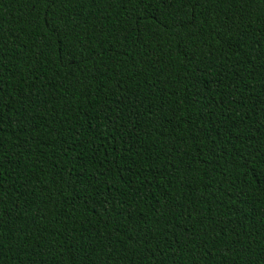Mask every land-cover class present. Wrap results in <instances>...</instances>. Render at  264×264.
<instances>
[{
	"label": "trees",
	"instance_id": "obj_1",
	"mask_svg": "<svg viewBox=\"0 0 264 264\" xmlns=\"http://www.w3.org/2000/svg\"><path fill=\"white\" fill-rule=\"evenodd\" d=\"M0 264H264V0H0Z\"/></svg>",
	"mask_w": 264,
	"mask_h": 264
}]
</instances>
